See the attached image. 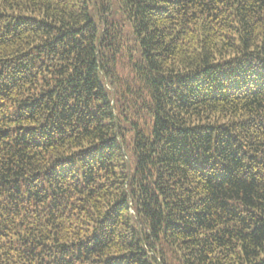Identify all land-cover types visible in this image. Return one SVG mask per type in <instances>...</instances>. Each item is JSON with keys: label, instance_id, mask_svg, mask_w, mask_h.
<instances>
[{"label": "trees", "instance_id": "trees-1", "mask_svg": "<svg viewBox=\"0 0 264 264\" xmlns=\"http://www.w3.org/2000/svg\"><path fill=\"white\" fill-rule=\"evenodd\" d=\"M0 264H264V0H0Z\"/></svg>", "mask_w": 264, "mask_h": 264}]
</instances>
